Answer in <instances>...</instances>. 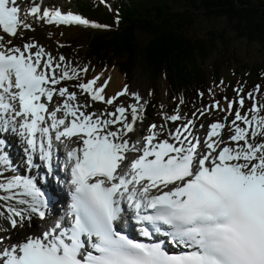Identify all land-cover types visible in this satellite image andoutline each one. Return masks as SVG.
I'll use <instances>...</instances> for the list:
<instances>
[{
  "label": "snow or ice",
  "instance_id": "1",
  "mask_svg": "<svg viewBox=\"0 0 264 264\" xmlns=\"http://www.w3.org/2000/svg\"><path fill=\"white\" fill-rule=\"evenodd\" d=\"M23 4L24 0L19 4L17 0H0L3 34L19 38L24 30H33L29 17L48 24L107 27L71 12L42 11L34 3L29 2L26 8ZM3 34L0 130L7 131L10 122L22 118L19 133L28 145L30 165L37 151L41 160L51 161L53 139L75 137L82 146L67 153L72 162L71 183L75 186L70 227L57 223L42 236H29L0 248V264H264V105L254 104L249 109L255 113L251 117L237 110L230 123L227 116L225 122L211 123L203 139L191 131L195 124L190 120L174 134L169 133L174 142L158 140L162 133L152 124L143 144L139 140L130 143L129 134L137 132L142 119L138 115L142 107L121 105L107 113L111 118L82 111L87 105L76 103V92L56 87L62 81L80 79L77 69L60 63L65 61L64 56L57 62L36 43L8 47L12 41ZM82 71L86 73L88 69ZM99 79L76 86L92 101L113 104L117 97L105 99L106 84L95 87ZM126 94L127 87L118 95ZM133 95L140 100L139 94ZM54 96L63 99L53 103ZM248 96L251 98L252 93ZM234 103L230 101L222 110L231 115ZM238 103L243 108L244 98ZM210 108L219 109V101ZM58 113L62 116L58 117ZM9 114L11 121L6 118ZM165 119L178 121L181 116L166 115ZM117 124L120 127L113 130ZM12 130L18 131L14 124ZM225 130L231 133L227 140L222 135ZM4 148L0 141V163L7 162ZM12 188H22L23 194L32 197L31 211L44 217L45 212L37 205L47 207V200L34 179L15 177L0 184L5 191ZM12 198L0 196L2 200ZM125 205L135 213L136 221L151 225L152 231L141 229L143 236H166L168 244L181 250L172 252L165 241L145 243L117 230ZM7 210L15 228L14 217L23 220V210L11 206Z\"/></svg>",
  "mask_w": 264,
  "mask_h": 264
},
{
  "label": "trees",
  "instance_id": "2",
  "mask_svg": "<svg viewBox=\"0 0 264 264\" xmlns=\"http://www.w3.org/2000/svg\"><path fill=\"white\" fill-rule=\"evenodd\" d=\"M91 1L77 0L73 10L107 27L56 29L58 44L66 43L97 69H115L129 81L136 70L142 71L157 99L164 87L170 103L178 97L188 105L199 101L198 91L209 85L206 62L215 52L223 50L213 65L217 75L238 61L227 54L232 39L264 46V0H114L108 6L112 10ZM199 15L226 25L194 37L191 30ZM138 31L151 37L144 46ZM244 71L251 78L263 74L259 65Z\"/></svg>",
  "mask_w": 264,
  "mask_h": 264
},
{
  "label": "rangeland",
  "instance_id": "3",
  "mask_svg": "<svg viewBox=\"0 0 264 264\" xmlns=\"http://www.w3.org/2000/svg\"><path fill=\"white\" fill-rule=\"evenodd\" d=\"M59 0H53V3L56 5V3ZM74 3V1H71L69 4L72 5ZM50 7H52L51 5H48ZM178 9H181V7L179 6ZM58 10V9H57ZM64 10V11H63ZM60 10L62 12H69V9H63ZM32 21V20H30ZM34 22H38L37 20L33 21ZM196 27L194 29L191 30V34L194 37L197 36H201L204 35V33H206L208 30L210 29H216V28H222L226 25V23L224 21H219L217 22L212 21V20H208V18L202 17L201 15H199V18L196 20ZM60 24H51L49 26L47 25H43L41 26V24H36L33 28V30H30L31 32L30 35L32 36V38L34 39V37L40 38V40L45 43L48 48L51 50L52 54L54 55V57L57 59V62L59 61V57L60 56H64L65 57V61L60 62L62 64H67V66L69 67V69L75 68L79 71V75H80V79L79 80H71L68 81V83H74L75 86L78 85L80 82H88L92 79H90L89 77H87V75L85 74V72L82 71V69L84 68H89L88 67V62L85 58L84 55H79L77 52H74L72 50H69L67 47H58L56 44H48L50 43V38L51 37V30L53 29L54 32H56V27L59 26ZM86 27V26H85ZM67 29L70 28H63V32H67ZM87 30H91V29H87ZM72 32V31H71ZM27 33L26 36L29 34ZM233 34V33H232ZM234 35V34H233ZM138 42L141 44V46H144L147 44V42L151 39V37H149L148 35H146L143 32L138 31L136 33ZM65 40H69L66 39ZM240 41V42H239ZM81 46V45H79ZM229 48V52H227L228 55H233L236 58H238L237 62L236 61H232V65L228 66V63L226 65L223 66L222 68V72L220 74H215L214 69H213V65L216 59H218L221 54L223 53V50H221L220 52H215L212 56H210V58L208 59V61L206 62V66L208 67V72L210 75L209 78V90L206 91L207 88H203L202 90L205 91L203 92V96L206 97V99H210L212 101L210 102H206L207 100L204 99L203 102H206V106L203 110H208L210 111V113H213V108H210V106L213 104V97H215L218 93H222L224 95V98L226 96V99H224L222 102L223 106L227 105L228 102V98L232 97V99H236V90H241L243 92H245L246 90H248L249 88L253 89V92L256 91L257 86H259V95H264V46L259 44V43H251L248 42L246 40H236V39H232V41L229 43L228 45ZM243 60V61H241ZM259 65L260 67L263 68V74H260L259 72H257L258 77H253V78H248V72L246 73L244 71V68H248L251 69L252 66H256ZM242 75V76H241ZM119 79H124V77L120 76V74L118 75ZM105 76H101L100 79L97 81V84L95 85V87H100L101 85H103L104 83H106L107 79H104ZM252 85L251 87H249L248 85ZM254 84V85H253ZM255 84H257L255 86ZM121 88H123V86L121 87L118 86L117 88H115L116 90H110V89H106L105 91V96L107 99H110L112 97H117V95L120 93ZM79 89V88H78ZM80 90V89H79ZM80 92L82 93V99L85 102H90V95L83 93L81 90ZM165 92V88L163 87L161 94H164ZM131 93H139L142 97V104L140 105V107H142L143 112L146 111V107H150L149 106V102H148V87H147V77L144 75V73L140 70H136L135 74H134V78H133V82L131 85V88L128 92L127 95H125L123 98H121V96L119 98H117L116 100H123L124 103H127L129 101L132 100V98L130 97ZM209 96V97H208ZM160 97V96H159ZM158 97V99H159ZM208 97V98H207ZM198 98V96H197ZM115 100V101H116ZM216 101V99H215ZM262 104H261V103ZM260 102L258 103V105H264L262 102V97L260 98ZM203 104V105H205ZM201 105V106H203ZM110 108L112 107L109 106ZM169 110L164 109V110H160V114L159 117H156V115H153L152 118L157 120V121H162L160 119L161 114L163 113H168ZM179 113H182V115L184 116V113L181 111H178ZM172 115H176L175 112L171 113ZM264 114V113H261ZM141 115V114H138ZM142 117V115H141ZM147 117H148V113H147ZM186 118V117H185ZM142 120V119H141ZM141 120L140 125H141ZM145 122L148 121V119L146 118L144 120ZM145 125V123H144ZM142 126V125H141ZM0 168H5L7 169L4 165L0 164ZM15 170V169H14ZM18 171V169L16 168V171H14L13 173H16ZM5 173L4 171H0V174ZM8 175V174H7ZM14 177H10V176H5V180H2L0 177V184H7L8 182H10ZM1 194L0 196H12V195H7V191H5L4 189H0ZM11 201H13V203H15V207L17 210H23L16 201H14V199H9ZM4 202V203H3ZM0 199V213H2V215H0V237L5 236L6 234H11L10 236H8V238L13 237L14 238L12 240H9V243L15 241V242H19V241H23L28 235L30 234H34L35 230L38 228L43 229V224L40 223V221H38L37 217L36 219L33 218L32 216H28L25 217L27 218L26 221L25 220H21L18 219L17 217H14L17 220V225L15 228H13V230L15 231H8L10 230V228L7 227L9 223L8 220V216L10 215L8 212V207L10 206V203L8 202V200H3ZM29 212L23 210V214L26 215ZM2 217H5L6 219H3ZM30 217V218H29ZM1 218L2 221L5 223V226L7 229L2 228L1 226ZM54 221H52L51 223H53ZM49 225V224H47Z\"/></svg>",
  "mask_w": 264,
  "mask_h": 264
},
{
  "label": "bare ground",
  "instance_id": "4",
  "mask_svg": "<svg viewBox=\"0 0 264 264\" xmlns=\"http://www.w3.org/2000/svg\"><path fill=\"white\" fill-rule=\"evenodd\" d=\"M29 19V22L30 23H32L33 21H35V19L34 18H32V17H29L28 18ZM30 20H32V21H30ZM43 22H45V21H43ZM34 27V26H33ZM141 116V115H140ZM139 127H141V125H140V122L138 121V124H137V128H139ZM5 145V148H4V151L6 152V149H7V145L6 144H4ZM9 153H10V151H7L6 152V154H7V162L6 163H2L7 169H8V171H10V172H14V171H16V168L18 169V167L14 164V163H12L11 161H10V159H9ZM15 169V170H14ZM8 174V176H11L10 174H9V172L7 173ZM34 175H32V174H30L28 177H23V178H29V179H32L31 177H33ZM16 177H21L20 176V174L19 175H17ZM15 178V177H14ZM13 178V179H14ZM12 179V180H13ZM11 180V181H12ZM54 189V190H53ZM47 190H48V195L49 196H53L54 195V193H58V196L60 197V200H64V197H63V194H62V192L61 191H59V190H57V189H55V188H49V186H47ZM7 195H12V197H13V199H14V201H16L19 205H21L20 207L23 209V210H25V211H27V212H29L28 214H26V215H24L23 214V212H22V214H23V216L24 217H28V216H32V217H34L35 216V212H32L31 211V205L33 204V200H32V197H30V196H27V195H25V194H23V189L22 188H12V189H10V190H8V192H7ZM20 200H26V201H28V203H25V204H20L19 203V201ZM8 202L10 203V206L11 207H15V203H13V201H11V200H9L8 199ZM52 206H51V209L55 212V214L56 215H58V217H56V216H53L52 218H50V219H44L43 221L44 222H41V223H44V224H49L52 220H53V218H57V219H59V220H63V211L62 210H59L60 209V207H61V204H60V202L59 201H57V202H54L53 200H52ZM64 204V203H63ZM37 207H39L40 208V210L41 211H43V209H42V206L41 205H37ZM49 207H50V204H49ZM49 207H48V209H49ZM47 211V210H46ZM3 219H6L5 217H2ZM2 218H1V221H2ZM18 219H20V217H17V220ZM6 220H8L9 221V223L10 224H8L7 225V227L8 228H10V230H8V231H14L13 230V227H12V225H11V222H10V220L9 219H6ZM1 226H2V228H5V229H7L6 228V226H5V223L2 221V223H1ZM15 232V231H14ZM6 235H8V236H10L11 234H6ZM12 238V237H11ZM11 238H8V240L9 239H11Z\"/></svg>",
  "mask_w": 264,
  "mask_h": 264
}]
</instances>
